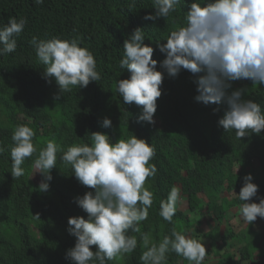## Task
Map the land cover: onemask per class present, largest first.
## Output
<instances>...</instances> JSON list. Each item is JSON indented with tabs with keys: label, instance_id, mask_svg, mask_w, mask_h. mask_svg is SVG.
Returning a JSON list of instances; mask_svg holds the SVG:
<instances>
[{
	"label": "trees",
	"instance_id": "16d2710c",
	"mask_svg": "<svg viewBox=\"0 0 264 264\" xmlns=\"http://www.w3.org/2000/svg\"><path fill=\"white\" fill-rule=\"evenodd\" d=\"M183 11L187 7L178 5L167 21L161 18L153 22L143 19L154 14L152 0H44L43 4L0 0V26L7 24L10 17L27 20L23 32L16 37V51L0 56V146L5 148L0 154V264H71L65 253L74 247L75 238L66 231L67 221L74 216L87 219L74 200L90 189L77 182L71 166L61 163L58 152L50 189L42 193L38 189L42 175L38 173L39 184L30 181L35 170L32 164L47 140L54 139L66 151L72 145H91L90 134L94 132L107 134L113 142L135 135L155 149L150 163L158 171L145 183L154 199L148 219L140 225L142 232L151 233L152 242L170 235L175 228L192 238L220 243L223 251L217 253L215 264H264V243L260 244L262 238L254 232L253 223H246L241 232L230 223L240 216L243 202L237 195L245 175H252V183L259 188L257 195L264 197V130L241 140L235 130L224 132L218 126L223 107L214 114L216 105L206 107L195 102L196 85L187 71L176 78L165 73L154 115L158 127L138 123L139 108L125 104L116 91V81L129 77L119 67L124 40L136 28L143 29L144 43L154 48L152 58L157 61V71H162L159 64L165 57L156 49V43L185 23ZM33 37L77 38L80 46L94 55L101 79L87 88L73 86L59 100L54 99L59 94L58 86L54 80L48 83L42 78L45 66L30 45ZM241 88H247L245 99L260 103L264 110V87L248 80L237 86L235 81L229 92ZM105 117L112 121V128L101 127ZM20 124L35 132L37 153L22 165L24 175L13 179L11 137ZM173 185L181 188L185 199L182 206L178 203L173 222L168 223L159 216V204ZM250 202L258 204L259 200L254 197ZM37 214L39 219L34 217ZM203 218L215 223V227L200 233L204 230ZM130 234L136 235L138 246L120 263L140 264V234ZM208 262L206 255L203 264ZM166 264L188 261L170 252Z\"/></svg>",
	"mask_w": 264,
	"mask_h": 264
},
{
	"label": "clouds",
	"instance_id": "9594fccd",
	"mask_svg": "<svg viewBox=\"0 0 264 264\" xmlns=\"http://www.w3.org/2000/svg\"><path fill=\"white\" fill-rule=\"evenodd\" d=\"M34 3L43 4L44 0H34ZM152 3L154 14L145 15L146 21L161 18L167 21L181 4L187 11H183L185 23L171 31L163 42L156 43V49L165 57L159 64L162 71H157V61L152 58L154 48L144 43L143 29L136 28L124 40L119 67L129 77L116 81V91L125 104L139 108L137 122L155 124L165 73L169 78H176L187 71L198 93L194 101L206 107L216 105L214 114L223 107L218 126L224 132L235 130L240 140L251 134L260 135L264 130L261 104L244 98L247 88L231 92L229 89L233 82L241 80L264 87V0H152ZM26 24V18L10 17L7 24L0 26V56L16 51V37ZM80 44L77 38L39 40L33 37L30 41L38 61L45 66L42 78L48 83L54 80L58 86L56 100L73 86L87 88L101 79L94 55ZM101 127L112 128V121L105 117ZM90 135L91 145H72L66 151L54 139L47 140L32 164L42 175L38 188L42 193L50 189L51 170L56 168L58 152L61 163L71 166L77 182L90 189L74 200L87 219L68 218L66 231L75 238V244L66 251L65 259L71 264H107L123 259L138 246L136 235L130 233H139L143 249L140 264H166L170 252L188 264H203L207 255L203 241L173 228L170 235L152 242L151 233L141 231V222L148 219L154 199V193L145 183L158 171L150 163L155 149L135 135L115 142L101 132ZM34 136L35 132L26 124L17 125L13 130L10 147L13 179L24 175L22 165L37 153ZM4 152L5 148L0 146V154ZM252 180L251 174L245 175L239 195L235 193L243 202L239 206L240 219L248 224L257 217L264 218V197L257 195L259 188ZM254 197L259 200L258 204L250 202ZM184 199L181 188L173 185L167 198L160 200L159 216L172 223L177 205ZM34 217L39 219V214Z\"/></svg>",
	"mask_w": 264,
	"mask_h": 264
},
{
	"label": "rangeland",
	"instance_id": "374dc122",
	"mask_svg": "<svg viewBox=\"0 0 264 264\" xmlns=\"http://www.w3.org/2000/svg\"><path fill=\"white\" fill-rule=\"evenodd\" d=\"M244 84V80H241V81H237V86H242ZM20 120L24 121V119H22V117H20ZM154 120H155V124L153 126L155 127H158L159 126V121L154 117ZM151 125V124H150ZM30 181L33 183V184H39L40 181H39V178H38V173H37V170L35 169L34 172L31 174V177H30ZM180 205L182 206L183 205V202L180 203ZM185 207L183 206V209ZM203 220H205L207 223V225H209V227L211 226V223L213 224V227H215V223L211 222V221H208L206 218H203ZM238 219H232L230 220V223L232 225H234V229H237V230H241L245 227L246 223L241 221V219H239L237 222ZM205 225L204 223H202V226ZM204 228H206L205 226H203ZM213 227L211 229H213ZM210 229V230H211ZM203 231L207 232V230H200V233H202ZM223 231V230H222ZM201 241H203V244L206 248V252H207V255H208V264H215L216 262V255L217 253L219 252H222V246L220 243H212L211 241L207 240V239H204V237H202L201 239H199ZM215 245V249H212L211 248V245ZM217 248H220V250H217ZM211 250V251H210ZM209 251L211 253L214 252V255L213 256H210L209 255ZM117 264H121L120 263V260H114Z\"/></svg>",
	"mask_w": 264,
	"mask_h": 264
},
{
	"label": "crops",
	"instance_id": "0c3cea01",
	"mask_svg": "<svg viewBox=\"0 0 264 264\" xmlns=\"http://www.w3.org/2000/svg\"><path fill=\"white\" fill-rule=\"evenodd\" d=\"M239 219H240V216H239ZM238 219V220H239ZM263 219L264 218H260V217H257V219H256V221H254L253 222V225H254V227H253V229H254V232L256 233V234H258L261 238H262V241H261V244H263L264 243V221H263ZM237 220V222H239ZM202 223H204L205 225H203V226H205L206 228H204L203 226V229L204 230H209V229H211L212 227H213V224L211 223V226L209 227V225H207L206 223V221L205 220H202ZM245 228V227H244ZM243 228V229H244ZM243 229H241V230H243ZM241 230L239 231V232H241ZM211 248L212 249H215V245L213 244V245H211ZM217 250H220V248H217ZM211 251V250H210ZM209 251V255L210 256H213L214 255V252L213 253H211ZM252 263V262H251ZM253 264V263H252Z\"/></svg>",
	"mask_w": 264,
	"mask_h": 264
}]
</instances>
